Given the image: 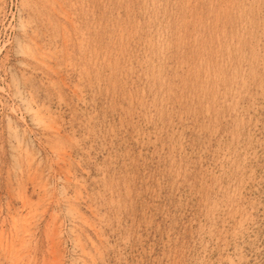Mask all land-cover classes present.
<instances>
[{"label":"rangeland","instance_id":"rangeland-1","mask_svg":"<svg viewBox=\"0 0 264 264\" xmlns=\"http://www.w3.org/2000/svg\"><path fill=\"white\" fill-rule=\"evenodd\" d=\"M0 243L264 264V0H0Z\"/></svg>","mask_w":264,"mask_h":264},{"label":"bare ground","instance_id":"bare-ground-1","mask_svg":"<svg viewBox=\"0 0 264 264\" xmlns=\"http://www.w3.org/2000/svg\"><path fill=\"white\" fill-rule=\"evenodd\" d=\"M60 8H62V7H60ZM65 18H66V17H65ZM69 20H70V19H69ZM70 21H71V20H70ZM73 26H74V25H73ZM65 30H66V29H65ZM234 77H235V76H234ZM57 151H58V150H57ZM64 153H65V152H64ZM26 154H27V153H26ZM43 188H44V187H43ZM25 203H26V202H25ZM25 209H26V208H25ZM27 210H28V209H27ZM26 212H27V211H26ZM36 213H37V212H35V214H36ZM29 215H30V214H29ZM23 218H24V217H23ZM15 223H16V222H15ZM25 223H26V222H25ZM24 225H25V224H24ZM86 225H87V224H86ZM29 226H30V225H29ZM24 227H25V226H24ZM31 228H32V227H31ZM25 229H26V228H25ZM2 230H3V229H2ZM23 230H24V229H23ZM23 230H21V231H23ZM19 231H20V229H19ZM26 232H27L28 234L26 233V234H24V235H27V236H28V235H29V231H26ZM3 233H4V232H3ZM3 233H2V234H3ZM24 233H25V232H24ZM30 233H31V232H30ZM1 236H2V235H1ZM27 236L25 237L26 240H27ZM29 236H30V235H29ZM29 238H30V237H29ZM10 239H11V238H10ZM22 239H23V237H22ZM4 240H5V239H4ZM22 241H24V240H22ZM28 241H29V240H27V242H28ZM30 242H31V241H30ZM16 243H17V242H16ZM25 244H26V243H25ZM0 245H1V243H0ZM2 246H3V244H2ZM20 246H21V245H20ZM5 247H6V246H5ZM20 249H21V248H20ZM2 250H3V249H2ZM8 251H9V250H8ZM8 251H7V252H8ZM9 254H10V253H9ZM15 254H16V253H15ZM26 254H27V253H26ZM26 254H25V255H26ZM22 255H24V254H22ZM16 256H17V255H16ZM16 256H15V257H16ZM19 257H20V256H19ZM19 257H18V258H19ZM23 257H24V256H23ZM20 259H21V258H19V261H20ZM27 260H28V259H27ZM24 261H25V260H24ZM24 261L22 260V263H23ZM11 263H12V262H11ZM26 263H27V262H25L24 264H26ZM12 264H13V263H12ZM17 264H18V262H17Z\"/></svg>","mask_w":264,"mask_h":264}]
</instances>
